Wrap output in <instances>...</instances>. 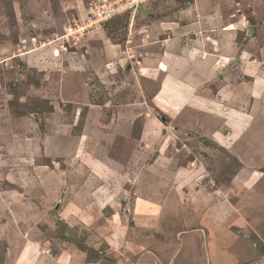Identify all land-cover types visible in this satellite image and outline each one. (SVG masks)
I'll use <instances>...</instances> for the list:
<instances>
[{
    "label": "rangeland",
    "instance_id": "374dc122",
    "mask_svg": "<svg viewBox=\"0 0 264 264\" xmlns=\"http://www.w3.org/2000/svg\"><path fill=\"white\" fill-rule=\"evenodd\" d=\"M62 1L69 0H0V233L17 224L41 227L51 254L79 243L89 248L90 263L143 264L155 252L164 264L174 244L190 238L182 251L207 264L214 244L206 247L203 239L220 236L228 248L214 250L213 264L264 260V130L246 142L254 126L255 132L263 126L264 84L258 103L247 93L235 103L251 113L246 135L234 139L222 130L210 137L218 121L208 126L198 109L204 95H233V56L213 73L208 90V84L179 89L185 87L183 66L169 88L170 75L148 69L163 39L154 42L152 33L138 29V11L64 37L73 19L86 18L93 0L69 9ZM249 1L247 15L235 16L264 38V0ZM185 2L150 0L149 6L155 17L171 18ZM236 35L240 47L243 32ZM104 42L114 59L91 73L85 63L98 59ZM174 51L183 61L182 51ZM69 55L85 61L79 72L71 70L80 61L73 64ZM116 55L130 60L119 62ZM208 194L215 198L206 200ZM2 236L3 247L19 239L15 232Z\"/></svg>",
    "mask_w": 264,
    "mask_h": 264
},
{
    "label": "crops",
    "instance_id": "0c3cea01",
    "mask_svg": "<svg viewBox=\"0 0 264 264\" xmlns=\"http://www.w3.org/2000/svg\"><path fill=\"white\" fill-rule=\"evenodd\" d=\"M81 1L83 0H69L67 3L63 1L62 2L64 3L63 5L67 6V8L69 9L72 8V6H76L77 3H81ZM249 2V0H228V4L222 0H192V2H187L185 3V5H178L179 7L172 14L171 18H165L163 16L157 18L154 15L148 16L146 15V13H143L144 9L141 10L142 12L140 11L141 14L139 13L138 16L136 15V18L140 23V28H138L140 31H148L149 35L152 33V41L154 42L158 43V41L163 39V43L159 42V48L156 54H153V59L150 61V67H148V69L151 73L156 72L170 75L168 77V82L166 84L165 82L167 80L164 82V85L169 86V88H172V86H174L173 83L175 81L171 83L172 76H174L173 72L177 73L178 69H181V66H183V69H181L179 73H184L180 77L183 79L182 81H184L185 87H181L179 89H183L185 92L189 87L196 90L201 88L206 89V85L208 84V82L213 79V73L218 71L219 66H221V68H224L225 64H227L230 58L233 56L232 58L234 59H231L232 61L230 62L234 63L236 67L235 72H233V78L236 80L234 82V84H236V87H233V90L235 93V90L240 89V92H236L237 96L235 95L236 93H233V95H231L227 92L226 97H222V99L217 97V100L204 95L206 99L202 101L203 106H200V108L198 109V112L207 117L208 123L210 121H218V124L214 123V126H212V123L208 124V126H212V128L216 125L218 126V128L212 131L210 137H212L213 135L214 137L218 138V136L221 135L222 130L226 132L224 135L228 133L227 136H232L231 138L234 139H237L240 134L245 133L246 135V131L243 132V130L245 129L244 125L246 122H250L251 113L246 110L243 111L237 108L235 103H237V100L240 96H243L246 93L249 94V97L257 103L259 102L258 100L261 96L259 95V93L264 84V43H262V40H264V38H262L261 35L259 37L258 32H255L251 29L250 22L244 25V23L241 22L240 15L238 14L237 17L235 16L236 12H239L242 15H244L245 13L246 16V9L249 7ZM149 5L151 4L149 3L148 5H146V8L152 9H148L146 11L148 13L154 14L153 7H150ZM155 7L162 8L163 6H161L160 4H156ZM242 11H244V13H242ZM238 31L243 32L242 40L244 41V43H241L240 47H237V45L235 44L237 40L236 34ZM263 34L264 32L262 33V35ZM91 36L92 35H90V37ZM36 39L37 38L35 36L31 37L32 42ZM142 39L144 40L143 37ZM227 41L229 43H225ZM174 48H178L180 51H182V54H184L185 56L183 61H179L178 55H174ZM33 51H35V49L33 48L29 50L30 53H32ZM116 57H118L117 60L119 62L123 60V63L126 60H130L128 57L125 58L117 55ZM70 58H72L73 64H75L77 61H80L79 65H75V67L71 70L74 73L79 72V70L75 71L76 66L78 68L83 67V63H85V61L82 59L77 60V58H73L72 56H70ZM107 58H110L112 60L114 59V56L107 54L104 42L102 53L98 56V59L90 60L85 64H87V66L90 68L91 73H101L102 66L106 68L105 65L106 63H108ZM69 60L68 63L70 64ZM223 60H227V63L222 64ZM68 63L67 65H69ZM121 65L123 66V64ZM241 74L243 75V77H245L244 80L238 79ZM215 76L217 75H214V78ZM209 85L211 84L207 85L206 90L209 89ZM217 88L221 89V87ZM172 96L173 95H170V97ZM188 103L189 101H187V103L183 102L178 106L187 105ZM232 103L233 105H231ZM234 105L235 107L233 108ZM197 106L198 105H196V103L193 104L194 109H197ZM174 108L175 106L172 107L171 105V109ZM225 109H231L229 111L232 112V115H228L227 117H225V115H223ZM263 112L264 111L261 109L260 115ZM261 123H263V126L261 125L260 129L257 132H255L256 126L251 129L252 133L248 141H246L247 145L256 141V134L259 131L264 130V122L261 121ZM219 125L222 129L219 128ZM204 130L208 132L209 129L205 127ZM234 145L236 144H233L231 146ZM239 148L242 149V146ZM181 168H183L182 170L185 173H188L186 172V167L181 166ZM36 170H39V167H37ZM38 173H41L42 175L43 172ZM217 197L220 198L221 196L218 195ZM206 198H208L206 200H209L210 198L215 197L213 194H208ZM169 201L175 203L173 198L169 199ZM176 204L174 208L177 206ZM193 208H195V204L193 205ZM205 217L208 221L211 220V218H208L207 216ZM221 217H224V215H222ZM207 220L204 222L206 224H209L211 228H214V232H216V228L219 229L218 231H220V227L222 226L214 225L211 221L208 222ZM218 224L221 225L220 223ZM36 229H39L40 234L38 231H35ZM206 231L207 230L205 229L204 233H207ZM14 232L16 234H19V239H11L6 242L4 244L5 246L3 247V242L1 241L3 240L2 235L5 233ZM184 232L185 231L181 232V234H183ZM42 233L43 231L41 227L33 228L31 225L23 226L21 224H17V227H15L13 230L7 229L2 234L0 233V264H107L101 261L91 263L87 262V256L85 255V253H87V250H82L77 246H75L76 248L62 246L60 249H56V251L51 254L49 252V246L46 238L41 237ZM233 235L237 237L238 234L237 232H233ZM198 236H200V234H198ZM213 239L209 240L206 237L205 239H203L205 241L204 244L206 247L211 243L212 245L214 244L212 255L208 256L206 254L208 258L206 259L207 264H213V258L215 254L214 250L217 252L221 248H228L222 236L218 237L216 240L214 239V242ZM197 241H200V238H198ZM187 242H191V239L188 238L184 241L181 239L180 242H176L173 246V251L166 257L167 262L164 264H177L178 262L179 264H195L196 262L194 263L191 260V255H189V252L185 251L184 253L182 251ZM193 247L198 249L197 246L193 245ZM177 253L179 254V258L177 257ZM191 253L192 257H196L194 255V252ZM159 254L163 256L161 249ZM145 256L148 261H144L143 264H161L155 252H153V254L150 253L149 255ZM174 256L175 258H173ZM44 257H49L51 258V260L44 259ZM156 258L157 263H155ZM261 259L262 258L256 260L255 264H259L261 262L264 264V260ZM235 261H237L236 257L234 262ZM234 262L232 261L231 264H234Z\"/></svg>",
    "mask_w": 264,
    "mask_h": 264
},
{
    "label": "built area",
    "instance_id": "2783aa9c",
    "mask_svg": "<svg viewBox=\"0 0 264 264\" xmlns=\"http://www.w3.org/2000/svg\"><path fill=\"white\" fill-rule=\"evenodd\" d=\"M150 0H93L83 20L73 19L65 28L64 37L86 32L90 27H98L112 17L122 13L135 12L138 7Z\"/></svg>",
    "mask_w": 264,
    "mask_h": 264
},
{
    "label": "trees",
    "instance_id": "16d2710c",
    "mask_svg": "<svg viewBox=\"0 0 264 264\" xmlns=\"http://www.w3.org/2000/svg\"><path fill=\"white\" fill-rule=\"evenodd\" d=\"M187 2H192V0H186V2L185 3H187ZM149 4V2H147L146 4H143V5H141L140 7H138V9L136 10V11H138V14L140 13L141 14V10H143L144 12L143 13H146V15H148V16H153V14L152 13H148L147 11H146V5H148ZM141 11V12H140ZM126 13H128V12H126ZM125 13V14H126ZM129 14V13H128ZM127 14V15H128ZM138 14H137V16H138ZM135 17H136V15H135ZM134 17V18H135ZM77 247L78 248H80V249H82V250H87V249H89V248H87V247H85V245H80L79 243L77 244Z\"/></svg>",
    "mask_w": 264,
    "mask_h": 264
},
{
    "label": "clouds",
    "instance_id": "9594fccd",
    "mask_svg": "<svg viewBox=\"0 0 264 264\" xmlns=\"http://www.w3.org/2000/svg\"><path fill=\"white\" fill-rule=\"evenodd\" d=\"M99 27V26H98Z\"/></svg>",
    "mask_w": 264,
    "mask_h": 264
}]
</instances>
